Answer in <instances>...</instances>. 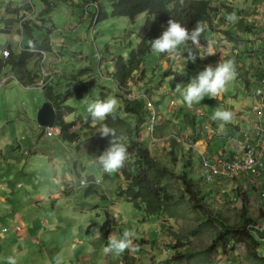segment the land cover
Returning a JSON list of instances; mask_svg holds the SVG:
<instances>
[{
    "label": "rangeland",
    "instance_id": "1",
    "mask_svg": "<svg viewBox=\"0 0 264 264\" xmlns=\"http://www.w3.org/2000/svg\"><path fill=\"white\" fill-rule=\"evenodd\" d=\"M50 2L53 8L51 13L42 15L45 6L39 0H0L1 19H16L17 16L9 14L7 10L10 7L18 9L22 16L34 18L40 25H45L42 31H34L35 40H48L55 47L54 52L47 53L48 60L46 59L45 62L32 61L29 66L31 69H38L41 77L44 74L51 76L50 63L52 62L58 72L52 86L59 93H63L70 82L78 85L83 81L89 85L88 92L82 99L70 98L67 101L66 106L73 108L74 113L70 114L66 109L63 111L67 122L75 121L76 126L73 130H76L78 134L75 143L60 141L54 156L48 155L51 158L49 162L42 164V161L38 159L33 168L23 171L22 174H16V166L21 161L26 162L24 150L18 151V145L14 143L11 149L5 152V155H8V162L0 165V179L2 177L7 179L10 177L9 174H13L14 187L9 191L3 190L0 183V235L5 237L2 234L5 227L9 229L11 236L14 235L12 249L16 251L12 256L16 257L17 264H57V257L60 258V264H100V259L104 261V254L106 264H231L229 261L232 264H254L243 245L237 246L235 251L224 252L218 249L209 252L208 250L213 243L214 233L220 230V225L238 223L241 216L242 197L247 200L248 215L258 222L264 221V197L261 195L264 179L262 177L240 175L239 179L222 178L210 181L203 175L199 156L194 154L195 167L192 176L205 190L206 204L212 211L209 214L212 222L204 224L205 216L194 211L187 201L177 209L174 217L163 214L149 219L144 210L138 209L132 201L119 195L120 190L125 187L124 179L118 171L108 174L98 166L95 157L101 153V149L88 141L89 138L99 137L98 128L104 121L93 125L87 114V102L97 97L101 98L102 94H105L106 97H116L119 102L117 110L123 109L124 101L120 94L124 95L128 92V99L135 100L141 96L138 91L143 88L145 90L141 93L142 96L148 94L149 87L146 84L152 82L153 89H158L159 82L161 85L163 81L167 85V91L162 89V92L166 94L158 97L154 93L150 98L155 105L157 103L163 117L171 121L162 122L161 117L157 118L155 129L153 130L151 126L154 134L144 132L143 139L152 154L154 153L159 161L168 164L169 155L159 150L157 153L154 146L169 147L166 142H170L173 136L161 137L162 133L159 135L157 130L160 128L165 131L172 125L166 133L182 134L186 121L191 124L196 123L198 128L202 127L206 124L205 115L212 116L218 109L216 98L205 96L201 102L193 103L191 107L184 104L183 97L175 91L173 86V82L177 84V81L183 84L181 78L171 80L169 76H164L163 72L156 70L159 54L153 52L147 57L142 69L135 73V77L141 78L139 84H142V87H133L131 92L129 89L119 90L114 79L116 61L123 58L124 61L129 62L132 51L136 50L142 42L145 35L146 14L139 15L134 20L126 17H112L110 4L102 0V8L107 13V19L93 21L92 15L96 11V6L92 3L87 4V0H50ZM212 2L213 6L219 9V18L223 17L225 12L223 3L227 4L228 0H212ZM261 2L256 6L253 0H234V12L238 17L236 22L243 18L242 23H248L254 29H256L255 25L263 24L264 27V13L261 12V15L252 12L255 8L264 10V0ZM217 23L223 25L220 20ZM231 30L235 36L243 37L242 41L250 38L249 31L246 29L232 28ZM212 32L213 30L207 32L208 38L213 36ZM16 37H19L18 41ZM28 42L29 39L22 36L17 22L10 32H7L3 26L0 31V55L4 50L9 49V46L13 53H19ZM182 46V50L177 51V56H173L174 59L183 58L181 55L186 50V44ZM228 48L230 53L223 52L225 57L231 54L232 58L229 59L234 60L238 70L246 68L249 58L247 53L243 54V50H250L248 46L241 41H234ZM82 71L87 73L79 77L77 81H72ZM10 72V69H7L6 74ZM186 73L187 71L182 72L180 77ZM5 91L11 96L13 104H16L19 98L36 100L39 96V108L33 111L34 124L39 127L37 115L39 109L45 104V93L35 89L26 90L14 80H11L8 89L2 91V94ZM225 91L226 99L232 101L228 104L234 106L240 113L236 118L233 116L232 121L227 123L228 126L224 124L222 129L220 125L223 122H216V132L219 136H216V140H209L210 147L216 151L218 148H228L231 139L239 138V133L232 130L233 124L240 122L243 116H248L250 113L247 111L245 114L246 105L241 106L243 102L249 100L250 95L242 89L237 78L228 83ZM147 98H149L148 95ZM171 100L175 101L174 108L169 107ZM24 103H26L24 100H20L19 106L23 107ZM178 107L183 108L187 113L184 114V111L181 112ZM195 110L199 111L198 115L195 114ZM240 125L245 124L241 121ZM249 125L246 124V127ZM189 128L193 131V128ZM148 129L150 125L146 127L147 131ZM188 132H190L189 129ZM18 139L16 143L22 146L29 141V136L19 134ZM179 139L177 138L178 141ZM191 149L192 147L188 146L186 152ZM177 152L180 154V150ZM181 169L183 164L178 162L175 170L180 173ZM91 179H94V183ZM180 187L181 184L174 181L173 192L177 194ZM26 188L30 190L26 193L42 191L41 193L48 195L58 191L60 194L53 197V201L49 203L40 202L25 207L28 197L24 195L22 189ZM89 190L94 192L87 195ZM38 208L43 211L42 217H48L49 223L46 226L37 223L40 219L37 215ZM107 223H109L108 227L104 229ZM17 227L21 231H13ZM40 229L43 232L41 234H39ZM125 230L135 232L133 243L139 246V251L125 250L120 256L105 253L104 247L108 243V236L111 233L122 234ZM97 232L100 235H97ZM75 239L82 242L74 245ZM177 242L184 245L178 249L179 251H188L192 255L189 260H172L174 251L168 250ZM19 249L23 252L18 251ZM260 252L263 253L261 249ZM80 254H86L88 260H76L75 258Z\"/></svg>",
    "mask_w": 264,
    "mask_h": 264
},
{
    "label": "trees",
    "instance_id": "2",
    "mask_svg": "<svg viewBox=\"0 0 264 264\" xmlns=\"http://www.w3.org/2000/svg\"><path fill=\"white\" fill-rule=\"evenodd\" d=\"M39 1L45 6L44 10H42V15L45 13L50 14L53 9L50 0ZM101 1L87 0V4L92 3L96 6V11L92 15L93 21L107 19V13L102 8ZM106 1L111 6L112 17H126L134 20L142 14H146L147 16L144 23V38L137 49L132 51L129 62L124 61L123 58H119L115 64L114 79L118 89H129L130 92L133 87H140L139 83H141V78L135 77V73L142 69L147 57L152 53L150 42L162 34L164 28L167 26V20L170 17L186 26L189 30L194 27L197 21H203L207 25L205 32L200 37V43L198 45H193L190 41L186 43L184 57L187 68L193 69L200 63L202 51L209 48L207 32L215 30L218 20L222 24H231L226 17L235 10L233 6L234 0H228L227 4L223 3L225 12L221 18L218 16L219 9L213 6L212 0ZM253 2L254 5L262 3L261 0H253ZM7 12L17 17L16 19L0 18V31L4 26L5 30L10 32L13 25L17 22L21 27L22 36L32 41L35 44V49L29 48V44H27L19 53H13L11 46H9L11 51L10 57L5 58L0 55V77L3 76L6 69H10L11 73L20 83L24 85L35 84L40 80L39 72L36 68L30 69L29 67L32 61L38 62L39 54L34 51H52V43L48 40L37 41L33 36L35 30L42 31L45 29V25H40L34 18L22 16L18 9L10 7ZM240 22H244L243 18H240V21L237 23ZM248 27L247 29H249ZM227 34L230 37L235 35L228 32ZM189 49H191L193 55L196 57L195 62L188 58ZM159 56L160 59H164L168 54L163 53L159 54ZM85 73L87 72L82 71L72 81H77ZM88 89L89 85L81 81L78 85H73L70 82L67 90L63 93H57L52 85H48L44 90L47 101L56 110V128L59 129V135L63 141L75 143L78 137L76 130H73L76 126L75 121L67 122L65 120L63 112L65 109L70 114L75 111L73 108L67 107L66 103L70 98L82 99L84 94L88 92ZM128 94V92L124 95L120 94L124 101V108L117 110L114 118L110 115L104 121L110 127L115 128L118 135L120 133L124 134L123 142L126 143L128 148L129 159L124 167L118 171L125 181V187L120 190L119 195L132 201L138 209L144 210L146 217L149 219L160 217L163 214L174 217L177 209L187 201L194 211L205 216L206 222L204 224L211 223L212 217L209 214L212 211L207 207L205 190L192 176L195 167L192 150L186 152L184 150L185 146L179 144L177 138L174 136L170 139L169 163L165 164L159 161L152 154L143 139L144 132L151 133L150 129L148 131L146 130L152 116L151 111L147 107V99L151 100L149 96L147 98L149 92L135 100L128 99ZM104 98L107 97L105 94H102L101 99ZM88 141L93 146H99L101 152L107 147L108 143L107 139H102L100 136L95 139L89 138ZM179 150H182L180 154L177 152ZM178 162L183 164V169H181L180 173L175 170ZM174 181H178L181 184L177 194L173 192ZM93 192L89 190L87 191V195ZM241 202V216L238 223L234 225H220V230L214 233L213 243L208 251L214 252L218 249H222L224 252L235 251L237 246L243 245L246 248L247 255L254 264H264V259L258 254L260 243L246 230L248 225L257 223V220L248 215L247 200L245 197H242ZM108 224L104 226V229H107ZM182 246L184 245L177 242L169 248V252L174 251V254L171 256L172 260H189L192 257L188 251L181 252L178 250Z\"/></svg>",
    "mask_w": 264,
    "mask_h": 264
},
{
    "label": "crops",
    "instance_id": "3",
    "mask_svg": "<svg viewBox=\"0 0 264 264\" xmlns=\"http://www.w3.org/2000/svg\"><path fill=\"white\" fill-rule=\"evenodd\" d=\"M252 12L253 13L256 12V14H261V12L264 13V10L260 11L259 8H255ZM220 26H223V28H220ZM247 26H249L248 27L249 29H247ZM255 26H256V29H254L252 25H248V23L242 24L241 22L240 23L234 22L231 24H223V25H220L219 23H217L215 30H213L212 32L213 36L211 38L207 37L208 42L209 43L211 42L212 44L211 51L215 54L209 55L208 54L209 48H206L205 50H203L200 63L196 65L193 69L187 68L186 59L184 57L186 50L181 55L183 57L181 59H179V57L174 59L173 56L175 55L177 56V54H175L172 56L168 55L164 59H160V56H159V59L156 62V70L163 72V75L169 76L171 80H174L177 77H179L181 78V81L184 84V82L188 83L190 78L193 75H195L198 71L203 70L204 66L206 65L214 66L216 63L220 61H224L225 59L228 60L229 58H232L231 54L228 57H225L223 53V52L230 53V49L228 48V46H231L232 42L241 41V43H244L250 49V50L248 49L243 50V54L247 53L248 58H249V62L246 65V68L243 67V70H238V68H236V71H237L236 78L238 79V83L242 85V89L246 91V94L250 95L249 100L243 102L241 106L246 105L245 114L247 111H249L250 113L248 116L242 117L241 121L244 122L245 125L241 126L240 125L241 121L240 122L238 121L236 124H233L232 130L239 133V138L236 140L231 139V144L228 145V148H223V149L218 148L216 151V149L212 150V148L210 147L209 140L210 139H212V141L216 140V136H219L216 132V122H220V121L212 120L211 119L212 116L208 117L205 115L206 124H203L202 127L200 128H198L196 123L191 124L190 122L186 121L184 124L183 133H182L183 135L177 132L173 134L166 133L168 129L172 127V125L165 131L160 128L157 130L159 135L160 133H162L161 137H164L165 135H167L169 137L175 136L176 138H180L178 143L185 146L184 150H186L188 146H191L192 147L191 150L193 154L198 155L201 160V167H202V160L204 158L212 162H219L221 160L232 159L234 157L241 155L243 153L244 146L257 144L256 138H255V130L257 129L259 125L264 126V111L259 108V98L256 96V91L260 86V79L262 75V65L264 64V27H263V24H260V26L258 25H255ZM232 28L239 29V30L240 29L248 30L250 38L242 41L244 38L239 35L235 36L231 30ZM227 32L231 33L234 36L230 37V35H228ZM182 48L183 46H180L178 48L179 52L180 50H182ZM22 49L23 47L21 48V50ZM54 49L55 47L53 46L52 51H48V52L52 53L54 52ZM7 50L10 51V49H7ZM4 51L2 53V56H4ZM34 52L39 54L38 61L41 60V63L45 62L46 59L48 60V57H47L48 52L46 51H34ZM56 54L59 56L58 53ZM176 63H177V66H176ZM50 66H51L52 75L50 76L48 74H44L41 77L39 73L40 80L37 83L32 84V85H24L20 83L11 72L10 74L8 73L7 75L6 74L7 69L5 70L3 76L0 77V165H4V163L8 162V157H7L8 155H5V152L11 149V146H13L15 143L16 145H18L17 146L18 151L21 152L22 150H24L25 156L27 158L25 163L21 161L20 164L16 166V169H17L16 174H22L23 171L30 170L31 168H33L38 159L42 161V164H44L45 162H49L51 158H49L48 155L51 154L52 156H54L55 150L59 148L60 141H63V140L59 135V129H57L56 127L51 128L52 131L54 132L53 133L54 137H53V136L47 135V131L50 128H43V127H40L39 125H38L39 127L35 126L34 124L35 117H33V111L38 110L39 108L38 107V104L40 102L39 96L36 100L35 99L30 100L28 98H19L16 104H13L11 100V96H9L6 93V91L4 92V94H2V91L7 90L8 85L11 84V80H14V81L19 82L22 85V87L26 90L35 89V90L44 92L45 88L48 85L53 84L55 77L58 75V72L56 68L53 67L52 62L50 63ZM36 70L39 72L38 69ZM184 71H187V73L184 74L183 77H180V74ZM4 79H9V80L5 85L1 86V82ZM39 83H44L45 86L41 88L38 86ZM161 83L162 84L160 85V82H159L158 89H153L152 82L148 84L149 88L147 89V91H149V95H148L149 97L154 93L158 97L164 96L166 94L162 92V89L167 91L166 89L167 85L163 81ZM173 86H176L174 82H173ZM140 87H142V84H140ZM254 87H255V90H254ZM144 90L145 88L138 91L140 92V95H142L141 93H144ZM56 92L59 93L58 91ZM225 92L226 91L222 92L220 95L216 97V106L218 105V108L220 109L232 110V112L234 113L233 116L234 118H236L239 115L240 111H238L234 106H230L228 104V103H232V101H228L226 99ZM20 100H24L26 102L24 103L23 107L19 106ZM44 101L45 103L49 102L47 101L46 96H45ZM155 106H156L155 108L158 110L160 114L159 115V117H161L160 121L162 122L171 121L163 117V114L161 113L160 108L158 107L157 103ZM173 106L174 107L176 106L175 101L171 100L169 107H173ZM178 110H181V112L184 111L183 108L180 109L179 107H178ZM193 110L194 109H192V112L194 113ZM198 112L199 111H196L195 114L198 115L199 114ZM186 113L187 112L184 111V114ZM174 118L172 120L173 122H174ZM248 121L250 125L248 124ZM246 124L249 125V127H246ZM226 125L228 126L227 123ZM189 127L193 128V131H191ZM188 129L190 130V132L187 133ZM19 134H27L29 136V141L23 143L22 146L16 143L19 140L18 139ZM166 144H168L169 147L167 145L163 146L161 144L163 148H161L160 145L159 146L156 145V147L154 146V150L157 153L159 150L160 152H165L168 154L171 148L170 142H166ZM17 147L14 146V148H17ZM14 155L16 154L14 153ZM9 175L10 177H8L7 179H3V177L0 179V183L2 184L3 190L5 189L9 191L11 190L12 187H14L12 183L13 174H9ZM203 175L205 176L204 173ZM260 177L264 179V173L261 174ZM253 178H256V177H253ZM217 179H222V178H217ZM91 180H92L91 182L94 183V179H91ZM19 186L20 185L18 184V187ZM22 190H23L24 195L28 197L27 201H25L26 203L25 207H29L32 204H37L40 202L49 203L53 201V197H56L60 194L58 191L51 192L48 195H44L43 193H41L42 191H37L35 193H26V191H30L28 188H26L25 190L24 189ZM2 199L6 200L5 198H2ZM38 209H39V212L37 215L40 217V219L37 221V223L42 226H46L49 223V220L47 219L48 217L47 216L42 217L43 211L40 210V208ZM14 230H16L17 232L21 231V229L18 227L13 229V231ZM41 233L43 232L40 229L39 234ZM2 234L5 235V237L0 235V264H7L6 257L12 256L13 252L16 251L15 249H12V239L14 238V235L13 236L10 235L9 229L7 227L3 228ZM81 242H82L81 240L75 239L73 243L74 245H76L77 243H81ZM18 251H20L21 253L23 252L22 249H19ZM105 257L106 255L104 254V261L100 259V264H106ZM75 259L79 261L88 260V258L86 257V254H80Z\"/></svg>",
    "mask_w": 264,
    "mask_h": 264
},
{
    "label": "clouds",
    "instance_id": "4",
    "mask_svg": "<svg viewBox=\"0 0 264 264\" xmlns=\"http://www.w3.org/2000/svg\"><path fill=\"white\" fill-rule=\"evenodd\" d=\"M226 19L234 23L238 20L235 12L227 15ZM162 27H164L162 25ZM207 25L203 21H197L194 27L189 30L177 20L170 17L167 20V26L164 28L162 34L150 42L151 50L155 54L167 53L172 56L177 54L178 48L187 42L193 45L200 43V37L205 32ZM17 41L19 37H16ZM29 48L35 49V44L32 41L28 42ZM212 44L209 43V55H214L211 51ZM189 60L195 62L196 57L193 55L191 49L188 50ZM9 53L5 52L7 56ZM237 77V71L234 60H224L213 65L204 66L203 70L198 71L193 75L187 84L177 83L175 91L179 92L183 97V103L191 107L193 103L201 102L205 96L216 98L225 91L229 82L234 81ZM259 93V90H257ZM118 99L114 96L101 99H96L87 102V114L91 118V122L95 125L97 122H103L108 116H115L118 108ZM234 113L227 109H216L211 119L214 121L230 123L233 119ZM100 138L107 139V147L95 157V161L102 168L105 173L112 174L119 171L129 159V153L126 143H124V134L118 135L117 130L110 127L106 123H101L98 128ZM84 182L83 180L81 181ZM97 235H100L97 232ZM135 232L133 230H125L122 234L111 233L108 236V243L104 247L105 253H113L120 256L129 250L130 252L139 251V246L134 245L133 239ZM7 264H17L15 256L6 257ZM57 264H60V258L57 257Z\"/></svg>",
    "mask_w": 264,
    "mask_h": 264
},
{
    "label": "built area",
    "instance_id": "5",
    "mask_svg": "<svg viewBox=\"0 0 264 264\" xmlns=\"http://www.w3.org/2000/svg\"><path fill=\"white\" fill-rule=\"evenodd\" d=\"M9 54L7 56L4 55L5 58L10 57L11 52L9 50H5ZM9 79H4L1 82V86L5 85ZM39 87L43 88L45 86L44 83H39ZM259 93L256 91V96L259 98V108L264 111V64L262 65V75L260 79V86L257 89ZM147 107L151 111L152 116L150 119V130L151 126H153V130L155 129V124L157 118H159V113L156 110L155 105L152 100L147 99ZM152 135L154 131L151 130ZM48 136H53L52 129H48ZM255 138L257 144L246 145L243 148V153L237 157L232 159L221 160L219 162H211L204 158L202 160V169L204 171L205 176L213 181L217 178H232L236 179L240 177V175H244L246 177H258L264 173V126L260 125L255 130ZM239 179V178H238ZM264 197V191L261 194ZM247 232L253 236L259 243V256L264 259V221L257 223H252L246 227ZM7 231V230H6ZM260 249L263 253L260 252ZM229 263L232 264L231 261Z\"/></svg>",
    "mask_w": 264,
    "mask_h": 264
},
{
    "label": "water",
    "instance_id": "6",
    "mask_svg": "<svg viewBox=\"0 0 264 264\" xmlns=\"http://www.w3.org/2000/svg\"><path fill=\"white\" fill-rule=\"evenodd\" d=\"M37 122L40 127L43 128H54L56 127L57 114L53 106L46 102L43 107L40 109Z\"/></svg>",
    "mask_w": 264,
    "mask_h": 264
},
{
    "label": "bare ground",
    "instance_id": "7",
    "mask_svg": "<svg viewBox=\"0 0 264 264\" xmlns=\"http://www.w3.org/2000/svg\"><path fill=\"white\" fill-rule=\"evenodd\" d=\"M260 126V125H259ZM54 133V132H53ZM54 137V136H53Z\"/></svg>",
    "mask_w": 264,
    "mask_h": 264
}]
</instances>
